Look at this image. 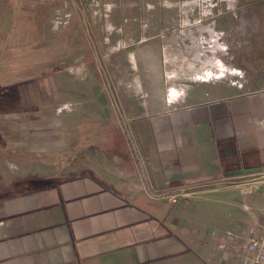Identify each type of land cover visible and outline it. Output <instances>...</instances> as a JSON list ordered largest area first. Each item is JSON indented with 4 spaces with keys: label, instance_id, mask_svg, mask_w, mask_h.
<instances>
[{
    "label": "crops",
    "instance_id": "obj_1",
    "mask_svg": "<svg viewBox=\"0 0 264 264\" xmlns=\"http://www.w3.org/2000/svg\"><path fill=\"white\" fill-rule=\"evenodd\" d=\"M51 1L53 30L45 34L53 47L60 44L54 31L67 25L75 35V18L84 19L88 10L87 0ZM39 2L31 7L47 13ZM201 3L116 0L115 26L105 30L117 34L115 49L126 47V34L139 43L174 35L183 49L188 33L202 31L204 14L213 17ZM188 18L198 20L190 24ZM81 32L91 56L89 28L82 26ZM165 45L164 50L171 48ZM150 49L131 53V63L148 64ZM208 78L198 74L194 80ZM146 80L152 90L144 96L150 99L161 79L155 73ZM15 91L19 103L13 102V91H0V163L22 162L30 154L51 159L52 168L30 174L0 164V264H240L247 235L260 232L264 174L187 182L264 167V87L240 93L198 85L176 101L171 93L161 105L126 99L124 116L112 129L114 140L100 156L85 157L82 171L59 167L61 133L49 92L35 97ZM30 96L38 100L29 104ZM104 115L109 118V112ZM124 131L136 139L134 150ZM178 193L182 199L172 203L169 197Z\"/></svg>",
    "mask_w": 264,
    "mask_h": 264
},
{
    "label": "rangeland",
    "instance_id": "obj_2",
    "mask_svg": "<svg viewBox=\"0 0 264 264\" xmlns=\"http://www.w3.org/2000/svg\"><path fill=\"white\" fill-rule=\"evenodd\" d=\"M39 1L45 2L47 13L41 14L34 8ZM51 3V0H0V91L3 88L13 91V102L17 103L20 102L16 98L19 91L15 90H28L35 97L45 89L49 92V107L55 110L52 116L61 133L56 154L61 170H66L64 168L70 164L72 169L82 171L87 164L85 157L90 159L102 154L100 149L105 148V143L114 140L112 129L124 116L122 109H125L126 99L161 105L171 93L175 95L172 101H176L198 85L233 87L240 93L264 87V0H203L204 10H212L213 17L208 16V12L204 14L199 20L202 31L188 33L187 47L183 49L174 35L167 34L153 35L140 43L135 35L126 34L123 35L126 47L115 49L117 34L112 29L106 32L105 28L115 26L116 0L85 1L88 14L84 19L75 18V26L79 28L75 35L68 34L69 26L60 25L52 34L60 44L50 47L51 40L46 38L45 30H53L51 14L55 9ZM62 19L66 20L63 16ZM196 20L188 18L190 24ZM85 25L90 31L87 40L91 56L88 46L84 49L81 27ZM73 40L76 51L71 56L68 47ZM164 44L171 48L164 50ZM149 45L153 47L149 50L151 61L145 65L132 64L130 54L145 50ZM84 54L85 66L81 65ZM56 56H60L59 65ZM155 73L161 79L160 87L157 94H153L155 97L147 99L146 89L151 91L152 88L146 76ZM198 74L209 78L196 81ZM35 97L30 96L28 103L38 100ZM107 112L109 120L104 115ZM124 132L134 150L136 139ZM90 145L99 150H90ZM40 159L28 154L25 161L0 164L13 172H18L21 166V170L30 174L52 168L51 159ZM182 197L178 193L175 203Z\"/></svg>",
    "mask_w": 264,
    "mask_h": 264
},
{
    "label": "built area",
    "instance_id": "obj_3",
    "mask_svg": "<svg viewBox=\"0 0 264 264\" xmlns=\"http://www.w3.org/2000/svg\"><path fill=\"white\" fill-rule=\"evenodd\" d=\"M169 200L175 203L176 196L169 197ZM262 214L263 220L260 232L257 234L249 233L247 235L245 250L240 259V264H264V209Z\"/></svg>",
    "mask_w": 264,
    "mask_h": 264
},
{
    "label": "water",
    "instance_id": "obj_4",
    "mask_svg": "<svg viewBox=\"0 0 264 264\" xmlns=\"http://www.w3.org/2000/svg\"><path fill=\"white\" fill-rule=\"evenodd\" d=\"M257 174H264V167H256V168H249V169H238V170H234V171H229L223 174H219L217 175V177H201V178H197V179H191L188 180V184H196V183H202V182H208V181H212L215 179H220V178H225V179H229V178H236V177H244V176H250V175H257ZM261 178H264L261 177Z\"/></svg>",
    "mask_w": 264,
    "mask_h": 264
},
{
    "label": "bare ground",
    "instance_id": "obj_5",
    "mask_svg": "<svg viewBox=\"0 0 264 264\" xmlns=\"http://www.w3.org/2000/svg\"><path fill=\"white\" fill-rule=\"evenodd\" d=\"M143 73V72H142ZM155 94V93H154ZM147 96V95H146ZM153 97H155V96H153ZM151 103V102H150ZM154 103V102H153Z\"/></svg>",
    "mask_w": 264,
    "mask_h": 264
}]
</instances>
